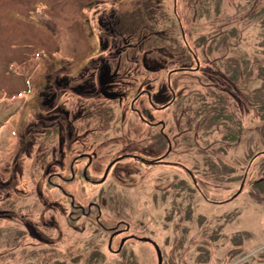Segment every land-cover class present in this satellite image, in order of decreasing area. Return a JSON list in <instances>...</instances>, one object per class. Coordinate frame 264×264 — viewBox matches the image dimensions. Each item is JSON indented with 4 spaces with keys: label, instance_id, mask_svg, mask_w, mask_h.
I'll use <instances>...</instances> for the list:
<instances>
[{
    "label": "rangeland",
    "instance_id": "374dc122",
    "mask_svg": "<svg viewBox=\"0 0 264 264\" xmlns=\"http://www.w3.org/2000/svg\"><path fill=\"white\" fill-rule=\"evenodd\" d=\"M172 25L182 27L199 65L174 73L175 100L153 110L171 136L169 164L125 159L105 173L112 158L136 149L141 127L128 114L132 95L91 98L100 81L111 83L103 64L130 92L140 86L139 68L122 79L110 58L123 52L134 65L131 52H146L152 36H168ZM156 59L155 93L167 88L163 54ZM25 63L30 74L34 68L29 83L17 73ZM52 110L61 115V135L45 131ZM82 152L97 154L88 175L102 183L79 177L86 163L79 159L76 180L60 185L101 204L108 226L125 220L132 234L152 238L163 264H264V0H0V264H158L147 243L131 240L118 256L109 249L117 233L59 217L65 196L48 174L64 173ZM245 178L243 193L226 204Z\"/></svg>",
    "mask_w": 264,
    "mask_h": 264
},
{
    "label": "flooded vegetation",
    "instance_id": "af4514ba",
    "mask_svg": "<svg viewBox=\"0 0 264 264\" xmlns=\"http://www.w3.org/2000/svg\"><path fill=\"white\" fill-rule=\"evenodd\" d=\"M197 26L198 25L194 26V28ZM193 31L194 30H192L190 35L193 34ZM123 35L129 37L126 33H124ZM183 36L184 33L182 31V27H178L175 25L171 26L170 34L168 36H164L162 39L159 34H154L152 38L147 42L146 52H141L140 54L139 52L136 53L135 50L131 52V54H133L132 57L135 58V61H133L134 65H132L131 62L127 59V57L124 56L123 52L121 53L122 55L116 56L114 57V59L109 57L111 61L115 60L118 62L119 69H116L115 73L118 76L120 75L122 79L125 73L134 72L137 67L139 68L137 75L141 79L140 86L132 87L130 89V92L124 91L122 89L123 82H120L118 80L116 83H114L115 74L113 73V75H110V63H104L103 69L106 67V69L104 70V76L107 77L108 81L111 83L100 81L98 83L100 87L97 88V90H93V86H91L90 88L94 91L93 95H91L92 92H88L86 89L85 92L87 94L90 93L88 95H91V98L97 97L98 95H103L105 96L104 99H114L115 97H117L123 101L125 99V96H127L128 94L132 95L131 102L129 104L128 114L130 116H133L141 127L140 131L134 132L139 139V144L136 149L132 150V148H125L124 151L119 153L116 157L112 158L105 168V173L107 172L109 174L111 172H114V169L118 165V163L125 159H132L133 161L138 162L137 164H141L144 167L169 164L168 157L170 155L169 151L171 149L172 144L171 136L166 133V121L161 119L156 120L153 116V110L158 112L166 111L167 108L171 105V103H173V101L175 100L176 94L174 92L175 89L172 86L171 79L174 73L197 71L195 69L196 67H198L199 62L197 63L193 52L189 51L185 46ZM114 48H116V46H112L107 50V57L112 52L111 50ZM188 48L191 49L190 46H188ZM140 49L141 47L137 48V50ZM131 54L129 55L131 56ZM161 54H163V58L165 61L164 70L166 71L164 72H166L167 77H164V83L166 84L167 88L164 87V89H160L157 93H155L153 92L155 86L154 71H158V69H156L155 67V64L157 60L156 58H158ZM117 57L120 58L116 59ZM192 64L194 67L192 66ZM122 65H126L128 66V68L127 70L126 68H122L121 74L119 70ZM167 69H169V71H167ZM137 75L135 76L138 78ZM53 76L55 77L54 73ZM82 88H85V85H83ZM50 91H52V97L54 95L58 98V96H56L58 91L57 88L55 89L51 87ZM158 97L159 100L160 98H162L164 99V101H158ZM51 113H53L51 116L46 117L44 125L49 121L52 123V125L50 128H48V130L46 129L45 131H54L61 135L62 129L55 127V125L60 127L59 120H61V115L58 110H52ZM43 116L45 117L44 114ZM134 119L130 120L131 123L134 122ZM132 128L135 130L137 128V124L132 125ZM152 128H156V131H152ZM74 133H76V131H74ZM70 135L71 134L69 132L68 139L70 138ZM83 135H87V131H85ZM89 136H94V134H90ZM181 140L183 141V139ZM134 142L135 139H133V145ZM53 151L57 152L56 149H54ZM51 153L52 152H50V154ZM95 156H97L95 152L91 154H86L82 152L72 157L69 168L66 169L64 173L55 172L48 174L49 183H51L54 189L61 190L62 194H64L65 196L62 199V205H60L59 207L62 208L60 210L59 217H63L65 220L67 219V223L65 222V224H68L69 226V222L79 223L82 220H87L89 223H96V228L101 229L105 233H117V235H115L113 240L111 241L110 249L112 250L110 251L112 254L118 256L123 254L125 245L131 240L147 243L148 245H151L153 249L156 250V247L154 245L156 244V242L152 238H143L141 236L139 238V236H136V234H132L133 232H131V224L129 222L122 220L117 222L115 226H108V223L103 221L104 216L101 204L91 200L85 202L79 201L77 200L75 195L69 193L68 191H65L63 186L60 185L61 182L72 183L76 180L77 175L75 166L79 159L86 160V163L78 168L79 177H86V180L90 184L98 185L102 183L101 179H97L96 177H89L88 175L90 165L93 163V161H95ZM130 168L133 169L134 167ZM182 168L183 171L187 174L186 167L183 166ZM134 169L138 171L137 168ZM115 172H117V170H115ZM123 174L129 175L131 173L127 174V172L125 171ZM54 177L59 179L58 183H54L56 181ZM193 182L197 186L195 177H193ZM247 182V178H245L242 187L236 194L233 195V197L228 202H226V204L236 200V198H238L243 193L244 187L247 185ZM59 222H62V220H60ZM52 227L54 228V225ZM77 228V226L74 227V229L76 230ZM119 237V245L117 249H113V246L115 244L114 240ZM143 239H149L151 241H144ZM107 262L110 261H53L52 264H107ZM130 262H132L133 264L134 261H116V264H130ZM134 264L140 263L139 261H135Z\"/></svg>",
    "mask_w": 264,
    "mask_h": 264
},
{
    "label": "trees",
    "instance_id": "16d2710c",
    "mask_svg": "<svg viewBox=\"0 0 264 264\" xmlns=\"http://www.w3.org/2000/svg\"><path fill=\"white\" fill-rule=\"evenodd\" d=\"M33 72H34V68L32 69V73L30 74L28 63L22 64L20 67L17 68V73H21L22 75H24L27 83H29V80H30ZM18 111H19V107L16 108L14 110V112L11 113L9 116H7L6 121L9 120L10 118H12ZM6 121L4 122L3 126L5 125Z\"/></svg>",
    "mask_w": 264,
    "mask_h": 264
},
{
    "label": "water",
    "instance_id": "95a60500",
    "mask_svg": "<svg viewBox=\"0 0 264 264\" xmlns=\"http://www.w3.org/2000/svg\"><path fill=\"white\" fill-rule=\"evenodd\" d=\"M144 241H151V240H149V239H143ZM112 241V240H111ZM111 241H110V243H111ZM155 245V247H156V250H157V253H158V259H159V261H158V264H163V257H162V253H161V251H160V248L156 245V244H154ZM111 246V245H110Z\"/></svg>",
    "mask_w": 264,
    "mask_h": 264
}]
</instances>
